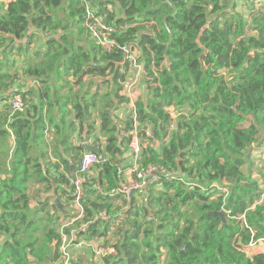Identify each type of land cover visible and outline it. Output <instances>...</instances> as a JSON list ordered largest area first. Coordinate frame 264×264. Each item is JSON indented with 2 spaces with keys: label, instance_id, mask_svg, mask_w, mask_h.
Instances as JSON below:
<instances>
[{
  "label": "trees",
  "instance_id": "trees-1",
  "mask_svg": "<svg viewBox=\"0 0 264 264\" xmlns=\"http://www.w3.org/2000/svg\"><path fill=\"white\" fill-rule=\"evenodd\" d=\"M236 2L0 3V46L31 41V28L47 36L42 67L31 75L45 82L62 76L64 66L100 77L92 93L87 88L71 100L69 89L57 96L42 87L37 102L21 94L23 109L15 112L1 92L7 76L0 73V264H61L60 235L71 229L76 240L112 236L116 251L103 263L81 256L71 264H264V250H247L249 241L264 238V191L250 161L252 147H264V0ZM87 7L115 30L119 46L137 52L143 69L134 106L142 147L137 168L173 176L127 199L109 194L124 183L134 121L123 85L133 73L119 48L97 45L84 25ZM58 32L59 40L51 35ZM78 38L90 56L74 47ZM53 107L57 121L49 115ZM89 141L106 161L84 184L82 218L62 229L73 216L54 200L70 202L69 179ZM31 185L43 194L33 210Z\"/></svg>",
  "mask_w": 264,
  "mask_h": 264
},
{
  "label": "built area",
  "instance_id": "built-area-1",
  "mask_svg": "<svg viewBox=\"0 0 264 264\" xmlns=\"http://www.w3.org/2000/svg\"><path fill=\"white\" fill-rule=\"evenodd\" d=\"M85 27L95 39L97 45H99L104 51L111 52L115 48H119L122 51L124 60L129 62L131 65L133 77L128 80L123 85V94L128 99V109L131 112V117L133 118V128L130 131V141L128 155L131 157L132 168L124 166L123 185L118 189H112L110 191V196L123 197L127 199L131 196L132 192L135 190H144L146 186L153 183H157L162 177L163 179L173 178L172 174L162 168L149 167L144 170H139L136 165V160L141 154V139L137 135V121L135 115V99L137 98V85L139 83V77L143 72L142 66L137 63L138 54L136 51H131L129 47L119 46L116 41L111 37L115 30L112 27L105 24L101 18L96 17L92 11L87 7V15L84 23ZM9 99V98H7ZM10 103L12 111H22L23 103L19 95H14L8 100ZM87 144L93 145L91 141ZM106 161L102 156L92 153L84 152L79 159L76 167V171L71 179H69L70 184V215L73 216L72 219L67 220L61 226L62 229L69 227L74 221L81 219L84 213L83 206L81 204V199L83 196L84 184L88 177L93 173V170ZM101 218H105L104 214L100 215ZM76 231L70 230V234H65L61 232V245L60 251L62 253L61 264H71L72 255L71 252H80L82 250V241L76 240ZM247 250L252 252H258L264 250V238L259 241L251 240L247 245ZM115 248L112 245H105L95 247L91 250V255L94 260H102L104 258L110 257L115 254Z\"/></svg>",
  "mask_w": 264,
  "mask_h": 264
},
{
  "label": "crops",
  "instance_id": "crops-1",
  "mask_svg": "<svg viewBox=\"0 0 264 264\" xmlns=\"http://www.w3.org/2000/svg\"><path fill=\"white\" fill-rule=\"evenodd\" d=\"M7 0H0V3L5 2ZM66 6V2L63 3V7ZM56 14L58 17L65 18V13L62 10H57ZM71 27V26H69ZM72 34H70V38L76 39V33L73 30H70ZM31 37V41L29 39H25V41H15L13 45L6 43L3 46H0V73L6 74L7 79V89L5 91L1 90L2 93H5L3 96L9 98L8 96L11 95H27V101H34L36 100V93L37 91L40 92V89L44 87L48 90L49 94L55 93L57 91V96L62 95L68 89L70 94V100L73 95L79 96L89 88V92H93L94 86H96L100 82L99 76H93L89 74H79L78 72H73L72 70H67L64 66L61 67L64 74L62 76L51 75L45 82L42 81L41 78H36L31 73L36 68L42 67L40 63L44 62V55L46 53L45 50V42H46V35L42 34L40 31L35 30L34 28L30 29L29 32ZM55 39L59 40L62 38V33H52L51 34ZM61 46H66L62 41H58ZM74 47H78L82 49L84 52H87L89 56L91 55V49L89 45L79 38L75 40ZM70 54V52H69ZM69 54L62 55L60 57V63L65 64ZM82 55V53H80ZM40 66V67H38ZM29 71V74H24L26 71ZM37 81H40L43 85H40ZM56 96V97H57ZM12 98V97H11ZM10 99V98H9ZM8 99V100H9ZM59 109L57 107H53L50 109L49 115L53 116L54 119L57 121L59 118ZM95 125L99 126V121L97 118V114L94 113ZM116 119L119 121L122 120L121 113L116 114ZM78 139H74V143H77ZM128 160L127 163L124 165L125 167L132 163L131 157H129L127 152ZM90 177H94V172L90 175ZM43 198V196H42ZM30 208L37 209V203L32 200L30 201ZM64 205V212L63 213H72L70 208V202ZM69 209V210H68ZM2 238L0 236V245H1ZM98 263V262H96Z\"/></svg>",
  "mask_w": 264,
  "mask_h": 264
},
{
  "label": "rangeland",
  "instance_id": "rangeland-1",
  "mask_svg": "<svg viewBox=\"0 0 264 264\" xmlns=\"http://www.w3.org/2000/svg\"><path fill=\"white\" fill-rule=\"evenodd\" d=\"M239 7H241V0H238L236 2ZM137 97V95L135 94ZM118 113H120L118 111ZM11 141V140H9ZM250 161L252 162V167L251 169L253 170V175L257 180H259L260 186H261V191H264V147H252L251 150V157ZM248 165V164H247ZM247 165L244 166V168L247 167ZM128 167V166H127ZM30 196H31V201L34 200L37 205L39 201L42 200V193L39 191V188L37 186L31 185L28 189ZM69 210V209H68ZM78 241H82V250L80 252H71L72 257L77 258L83 256L85 259L91 258V250L95 247L99 246H105V245H113L115 242V239L110 236L109 239L105 237L101 238H93L90 240H85V239H80ZM100 263H103L101 260H99ZM96 262V261H94ZM98 263V264H100ZM96 264V263H94Z\"/></svg>",
  "mask_w": 264,
  "mask_h": 264
},
{
  "label": "water",
  "instance_id": "water-1",
  "mask_svg": "<svg viewBox=\"0 0 264 264\" xmlns=\"http://www.w3.org/2000/svg\"><path fill=\"white\" fill-rule=\"evenodd\" d=\"M84 147L86 149V152H92V153H95V154H99V149H98V145L97 144L90 145V144L86 143L84 145ZM54 203L58 206L60 211L64 212L63 206L59 203V199L58 198H55ZM214 214H217L223 220V214H224L223 212H218V213H214Z\"/></svg>",
  "mask_w": 264,
  "mask_h": 264
}]
</instances>
